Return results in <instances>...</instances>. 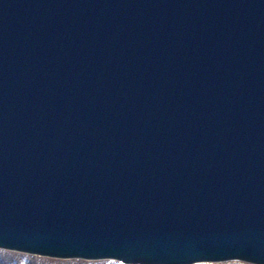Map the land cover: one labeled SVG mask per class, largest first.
I'll use <instances>...</instances> for the list:
<instances>
[{"label": "water", "instance_id": "obj_1", "mask_svg": "<svg viewBox=\"0 0 264 264\" xmlns=\"http://www.w3.org/2000/svg\"><path fill=\"white\" fill-rule=\"evenodd\" d=\"M0 248L264 264V0H0Z\"/></svg>", "mask_w": 264, "mask_h": 264}, {"label": "trees", "instance_id": "obj_2", "mask_svg": "<svg viewBox=\"0 0 264 264\" xmlns=\"http://www.w3.org/2000/svg\"><path fill=\"white\" fill-rule=\"evenodd\" d=\"M0 264H120L117 261L100 260L85 261L80 259H52L48 257H40L20 252L7 251L0 249ZM214 264H247L242 262H226Z\"/></svg>", "mask_w": 264, "mask_h": 264}, {"label": "rangeland", "instance_id": "obj_3", "mask_svg": "<svg viewBox=\"0 0 264 264\" xmlns=\"http://www.w3.org/2000/svg\"><path fill=\"white\" fill-rule=\"evenodd\" d=\"M1 250H7V249H2V248H0ZM7 251H11V250H7ZM14 252H16V251H14ZM26 254V253H25ZM52 259H55V258H52ZM61 260H63V259H61ZM65 260H67V259H65ZM112 261V260H111ZM230 262H240V261H230ZM119 263V262H118ZM222 263H226V262H222ZM242 263H245V262H242ZM121 264V263H120ZM207 264H214V263H207ZM247 264H249V263H247Z\"/></svg>", "mask_w": 264, "mask_h": 264}]
</instances>
